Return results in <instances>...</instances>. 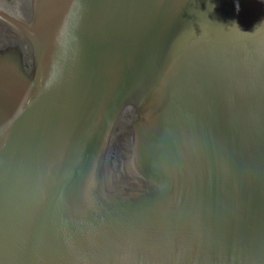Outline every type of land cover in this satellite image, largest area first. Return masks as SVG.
Masks as SVG:
<instances>
[{"label": "water", "instance_id": "water-1", "mask_svg": "<svg viewBox=\"0 0 264 264\" xmlns=\"http://www.w3.org/2000/svg\"><path fill=\"white\" fill-rule=\"evenodd\" d=\"M0 264H264V0H0Z\"/></svg>", "mask_w": 264, "mask_h": 264}]
</instances>
